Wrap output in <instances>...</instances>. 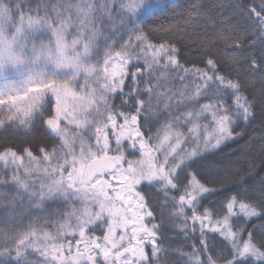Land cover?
I'll list each match as a JSON object with an SVG mask.
<instances>
[{"label":"snow or ice","instance_id":"snow-or-ice-1","mask_svg":"<svg viewBox=\"0 0 264 264\" xmlns=\"http://www.w3.org/2000/svg\"><path fill=\"white\" fill-rule=\"evenodd\" d=\"M0 134V264H264V0H0Z\"/></svg>","mask_w":264,"mask_h":264},{"label":"trees","instance_id":"trees-1","mask_svg":"<svg viewBox=\"0 0 264 264\" xmlns=\"http://www.w3.org/2000/svg\"><path fill=\"white\" fill-rule=\"evenodd\" d=\"M186 2H187V0H172L173 5H175V6L183 5ZM189 31H191L190 28H189ZM178 85L179 84L177 83L176 87H178ZM0 135H2V134H0ZM245 139H247V138H245ZM240 143H243V141H240ZM234 147H236L235 144H230L228 146V148L224 149V151L227 152L229 148H234ZM0 187H3L4 191H13V189L10 186H0ZM53 207H55V205H53Z\"/></svg>","mask_w":264,"mask_h":264},{"label":"rangeland","instance_id":"rangeland-1","mask_svg":"<svg viewBox=\"0 0 264 264\" xmlns=\"http://www.w3.org/2000/svg\"><path fill=\"white\" fill-rule=\"evenodd\" d=\"M178 87H179V85H178ZM26 162V161H25ZM3 175H8V173H5V172H3L2 170H0V176H3Z\"/></svg>","mask_w":264,"mask_h":264}]
</instances>
